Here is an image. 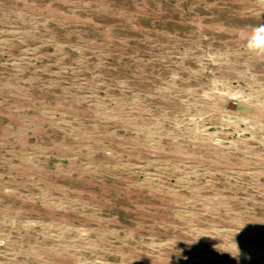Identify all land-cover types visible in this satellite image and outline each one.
I'll return each mask as SVG.
<instances>
[{"label":"rangeland","instance_id":"obj_1","mask_svg":"<svg viewBox=\"0 0 264 264\" xmlns=\"http://www.w3.org/2000/svg\"><path fill=\"white\" fill-rule=\"evenodd\" d=\"M264 0H0V264H264Z\"/></svg>","mask_w":264,"mask_h":264},{"label":"clouds","instance_id":"obj_2","mask_svg":"<svg viewBox=\"0 0 264 264\" xmlns=\"http://www.w3.org/2000/svg\"><path fill=\"white\" fill-rule=\"evenodd\" d=\"M244 49L251 56L264 60V24L251 28L244 38Z\"/></svg>","mask_w":264,"mask_h":264}]
</instances>
